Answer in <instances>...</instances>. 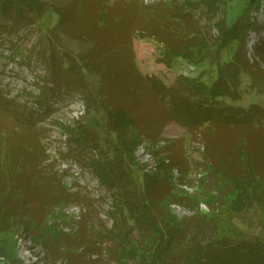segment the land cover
Here are the masks:
<instances>
[{
  "label": "trees",
  "instance_id": "trees-1",
  "mask_svg": "<svg viewBox=\"0 0 264 264\" xmlns=\"http://www.w3.org/2000/svg\"><path fill=\"white\" fill-rule=\"evenodd\" d=\"M99 1L101 0H93V5L99 4ZM238 1L235 15L229 16V20L222 17L214 23L217 29L215 43L206 40L198 21L189 13L191 3L188 0H159L164 4L161 11L166 12L165 17L156 10V4L142 7L145 15H138L139 18L143 20L146 15L149 16L148 19L157 17L159 21H156L161 28L149 34L145 31L147 27L136 24L133 33L140 38L154 37L162 46L161 61L167 67L171 68L175 61L183 60L207 68L203 76H179L175 85L170 88L153 84L155 91L161 93L162 100L169 104L168 113L162 119L165 124L177 120L187 129L204 128L202 130H206L207 134L211 131L214 135L219 126L232 128L237 125L253 126L261 120L264 122V106L252 103L245 108L230 103L240 100L239 85L242 75L250 80L252 88L255 87L259 94H264V74H261L259 69L260 63L264 62V37H260L259 43L255 45L253 59L247 56L246 50L249 33H258L263 28L258 22V14L264 15V0ZM225 2L204 0L202 5L209 12H214ZM84 4H87V0H76L72 3L70 1L66 3V7H70V11L66 13L67 8L53 0H0V37L18 34L22 26L27 27L35 21L45 25L46 28L38 27L42 33L46 29V40L43 44L45 46L35 47L43 49L39 50V59H42L41 62L45 65L48 79L46 82L50 83V86H44L45 90L52 96L58 95L62 90L78 93L85 104L87 114L84 122H79L76 128L64 127L69 135L68 157L74 150L73 146L76 150L85 148L91 133L100 127V121L104 123L108 133L115 135V158L111 161L91 159L87 163L100 183L112 193L115 206H118L116 202L119 201L123 211L126 210L127 218L137 226L148 229L150 238L134 240L127 233H114L110 230L108 237H112L117 245L122 244L116 250L118 254L112 257V262L264 264V238L235 239L227 233L228 229L225 230L216 224L213 228L206 226L212 236L192 235L187 230L191 217L178 219L165 208L173 202L181 201L174 198L169 182L161 177L169 179L170 174L167 171L174 167L184 172L180 162H174L171 157L158 159L155 172L142 173V183L132 176L129 168L137 164L134 160L136 148L144 138L155 142L157 135L141 133L130 109L111 105L104 94H109L108 82L119 76L114 72L116 60L113 58L118 47L114 33L115 27L123 23L125 17L119 8L109 11L99 6L86 8ZM69 12H72V15L75 13L77 18L78 15L83 16L86 33H80L74 28L69 31ZM54 18L56 22L50 25ZM146 19L144 22L150 26ZM62 24L67 26L62 28ZM164 29L173 35L170 42L162 35ZM107 31L112 33L106 36ZM63 34L84 42V50L79 53L73 51L74 54L67 50L68 47L56 45V37L59 38ZM100 39L107 41L101 43ZM103 46L111 48L106 50ZM11 54V58H22L20 48L12 49ZM44 95L43 92L41 96ZM0 100L4 103L1 97ZM36 103L39 107L43 106L41 97L36 99ZM35 112L30 110L28 121ZM96 115L99 118H95ZM249 127L245 129L248 130ZM241 142L235 149L236 161L241 166L238 170L237 165H233L237 164L236 162L229 160L232 161L229 163L225 158H221L214 142H206L204 166L208 173L215 176L217 184L207 191L199 189L200 193L196 197L190 196L187 199L186 196L180 195L179 199L186 198L191 208H196L203 202L213 213L216 208L212 205L215 203L220 204V210L226 209L233 213H240L257 205L263 214L264 230V145L259 149V143L250 140L248 147ZM162 152L164 153V150ZM41 156L37 139L28 132L16 135L9 132L0 133V233L14 228L37 227L40 234H37L36 239H40L43 247L49 251L54 250L57 243L61 242L60 249L67 253L66 263L74 264L77 261L75 257L80 253L79 249L85 245L79 238H71L76 239L75 243L69 239L64 241L62 238L66 233L48 223V218L60 210L56 209L65 205L66 197L58 188L54 177L50 176L51 172H43L38 166V162H42ZM165 160L168 163H165ZM159 178L163 181L162 185L166 181L170 190L159 199H152L151 194L155 191ZM56 215L60 220L66 219L61 210ZM198 215L200 212L197 208L193 216ZM206 215L211 214H204ZM2 254L8 257L12 255L9 251H3ZM6 256L0 264H19L16 259L9 257L8 260Z\"/></svg>",
  "mask_w": 264,
  "mask_h": 264
},
{
  "label": "rangeland",
  "instance_id": "rangeland-1",
  "mask_svg": "<svg viewBox=\"0 0 264 264\" xmlns=\"http://www.w3.org/2000/svg\"><path fill=\"white\" fill-rule=\"evenodd\" d=\"M53 1L60 2L63 7H66V3L76 0ZM104 1L101 0L98 2L99 4L94 3L93 5V0H87V4L84 6L86 8L99 6L109 11L119 8L120 13L125 17V21L115 27L114 33L118 43L117 54L113 58L116 60L114 72L119 76L108 82L109 94H104L108 97L111 105L130 109L137 120L141 133L157 135L155 142L144 138L136 148L134 160L137 164L129 168L132 176L136 181L142 183L143 172H155L158 168V159L171 157L174 162L182 164L180 166L184 172L174 167L167 171L170 174V178L167 174L170 180L161 178L169 182L174 198L181 202H173L165 208L178 219L191 217L187 226L190 234L212 236L206 226L213 228V225L216 224L225 230L228 229L227 233L235 239H263V214L259 206L253 205L240 213H233L226 209L220 210V204L215 203L212 205L216 208L213 213L209 210V206L203 202L196 208H191L187 199L190 196L196 197L200 193L199 189L207 191L217 184L215 176L208 173L204 166L206 142H214L221 158H225L229 163L236 162L237 164L233 165H237L238 170L241 166L236 161L237 144L243 141L249 147L251 140L254 143H259V149L262 148L264 145V122L261 120L253 126L237 125L232 128L219 126L214 135L211 134V131H209L210 134L209 132L207 134L206 130H202L204 128L187 129L177 120L165 124L162 119L168 113L169 104L162 100L161 93L155 91L153 84L170 88L175 85L179 76L191 78L201 74L203 76L206 74L207 68L198 67L183 60L175 61L169 68L161 61L162 46L154 37L140 38L134 35L136 24L142 25L144 28L147 27L145 31L149 34H153L155 30L161 28V25L156 21L157 17L148 19L149 16L146 15L147 19L141 20L138 16L143 14V6L156 4V10L165 17L166 12L161 11V6L164 4L159 0ZM180 1L185 2L186 0ZM203 1L188 0L191 3L189 13L198 21V26L206 40L209 43H215L217 29L214 23L222 17L229 20V16L235 15L239 1L225 0L226 2L214 12H209L202 5ZM103 3L106 5L104 6ZM66 8L67 13L70 11V7ZM78 17L75 13L72 15V12H69L68 29L72 31L74 28L80 33H86L87 28L84 26L83 16L78 15ZM145 19L150 22V26L144 22ZM55 22L56 18L50 25ZM258 22L263 26L262 30L258 33L251 31L247 37L246 50L250 59H253L255 45L259 43V38L264 37V15L262 13L258 14ZM39 24L38 21H35L27 27L22 26L18 34L0 37V97L4 101L3 103L0 100V133L9 132L16 135L28 132L37 139L42 155V162H38V166L43 172H51L50 176L54 177L58 188L66 197L65 205L56 209V211L60 209L66 219L60 220V217L56 215L59 214V210L51 218H48V223L54 224L57 229L66 233L62 238L64 241L69 239L75 243L79 238V241L85 245L84 248L79 249L80 253L75 257L77 261L74 264H114L112 257L118 254L116 250L122 244L118 243L117 245L112 237H108L110 230L114 233H127L134 240L148 239L150 233L148 229L137 226L127 218L126 210L123 211L119 201L116 202L118 206H115L112 193L100 183L97 175L87 163L91 159L111 161L116 156L115 135L112 132L108 133L102 121H100V127L91 133L85 148L76 150L73 146L74 150L68 157L69 135L64 127L76 128L79 122H84L87 117L85 104L76 92L68 93L62 90L58 95L52 96L45 90L44 86L46 84L50 86V83L46 82L48 79L45 65L41 62L42 59H39V50L43 49L35 47L37 45L45 46L43 44L46 40V29L42 33L38 27H46L44 24H40V26ZM63 26H67V24H62V28ZM111 33V31H107L106 36ZM162 35L169 42L173 37L165 29ZM56 39L54 43L58 46L68 47L67 50H70V53L73 51L79 53L85 48L84 42L74 39L70 35L63 34ZM103 41L107 40L100 39L101 43ZM103 47L106 50L111 48ZM15 48H20L21 59L11 58V50ZM259 69L260 73L264 74V62L260 63ZM43 87L44 91H42ZM239 89L241 90L240 100L230 101L231 104L242 105L245 108L252 103L264 106V94H259L255 87L252 88L250 80L246 76H241ZM43 92L45 95L41 96ZM38 97H41L43 101L42 107L36 103ZM32 109L36 112L28 121ZM95 118H99V116L96 115ZM23 127L28 128L23 129ZM246 127L249 129L246 130ZM165 163L168 161L165 160ZM201 178L203 179L200 180ZM162 179L159 178L156 183L155 187H157L151 194L152 199H159L163 194L169 192L168 184L166 185V181H164L165 184L162 185ZM0 182L2 185V180ZM180 195H182L181 197L186 196L187 199L181 198L180 200ZM197 208L200 215L194 217ZM207 213L211 215L204 216ZM210 217H212L211 220ZM38 233L40 234V230L37 227L32 228V226L26 229L14 228L11 231L0 233V262L6 256L2 252L9 251L12 254L9 257L16 259L19 264H67V253H63L60 249L61 242L57 243L56 249L49 251L43 247L40 239H36ZM9 257L6 256L8 260H10ZM129 262L132 263L131 260Z\"/></svg>",
  "mask_w": 264,
  "mask_h": 264
}]
</instances>
